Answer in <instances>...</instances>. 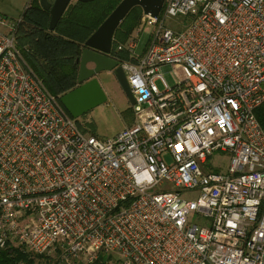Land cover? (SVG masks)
<instances>
[{
    "label": "built area",
    "instance_id": "obj_1",
    "mask_svg": "<svg viewBox=\"0 0 264 264\" xmlns=\"http://www.w3.org/2000/svg\"><path fill=\"white\" fill-rule=\"evenodd\" d=\"M21 23L0 14V264H264V0H163L112 41L132 123L104 141L27 65Z\"/></svg>",
    "mask_w": 264,
    "mask_h": 264
},
{
    "label": "trees",
    "instance_id": "obj_2",
    "mask_svg": "<svg viewBox=\"0 0 264 264\" xmlns=\"http://www.w3.org/2000/svg\"><path fill=\"white\" fill-rule=\"evenodd\" d=\"M121 0H78L70 3L53 31L48 30V13L38 0H30L21 16L17 45L31 70L53 96L77 86L75 60L86 39L99 27ZM139 7L132 8L113 35L114 44L125 43L139 24ZM125 57L124 54L121 55ZM264 130V104L254 111Z\"/></svg>",
    "mask_w": 264,
    "mask_h": 264
},
{
    "label": "water",
    "instance_id": "obj_3",
    "mask_svg": "<svg viewBox=\"0 0 264 264\" xmlns=\"http://www.w3.org/2000/svg\"><path fill=\"white\" fill-rule=\"evenodd\" d=\"M78 0H38L40 8L48 13V30L53 31L70 3ZM163 0H121L99 27L86 39L79 57L75 60L77 86L59 97V102L72 119H78L106 101L95 78L101 72H110L130 104H133L126 79L117 62L108 55L113 35L128 12L139 7L142 14L156 18ZM90 66V67H88Z\"/></svg>",
    "mask_w": 264,
    "mask_h": 264
},
{
    "label": "rangeland",
    "instance_id": "obj_4",
    "mask_svg": "<svg viewBox=\"0 0 264 264\" xmlns=\"http://www.w3.org/2000/svg\"><path fill=\"white\" fill-rule=\"evenodd\" d=\"M30 0H0V14L8 19H18L24 7ZM52 1V0H49ZM185 22L181 18H170L164 22V26L169 30H180V23ZM143 33L140 35L137 54H141L144 49L149 33L152 31V26L148 23L143 27ZM90 67V66H88ZM182 73L179 69L172 68L171 72L162 73V78L168 84H172L177 77H181ZM103 93L106 96V101L89 111L87 114L76 119L81 125L84 135H93L97 139L104 141L113 137L126 126V122H131L132 113L127 97L121 90L117 81L110 72H101L96 77ZM156 85L160 88L161 83ZM229 162V155L226 153L212 154L207 162V167L210 172L225 174ZM167 185H164L166 188ZM196 192L182 193L181 197L189 200L196 199Z\"/></svg>",
    "mask_w": 264,
    "mask_h": 264
},
{
    "label": "crops",
    "instance_id": "obj_5",
    "mask_svg": "<svg viewBox=\"0 0 264 264\" xmlns=\"http://www.w3.org/2000/svg\"><path fill=\"white\" fill-rule=\"evenodd\" d=\"M24 8H25V7H24ZM128 122H129V121L126 122V126H129V125L132 123V119H131V122H130V123H128ZM126 126H125V127H126ZM123 128H124V127H123ZM119 132H120V131H119Z\"/></svg>",
    "mask_w": 264,
    "mask_h": 264
}]
</instances>
